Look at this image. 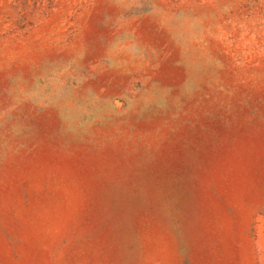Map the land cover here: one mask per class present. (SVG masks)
Returning <instances> with one entry per match:
<instances>
[{
    "label": "rangeland",
    "instance_id": "1",
    "mask_svg": "<svg viewBox=\"0 0 264 264\" xmlns=\"http://www.w3.org/2000/svg\"><path fill=\"white\" fill-rule=\"evenodd\" d=\"M0 264H264V0H0Z\"/></svg>",
    "mask_w": 264,
    "mask_h": 264
}]
</instances>
